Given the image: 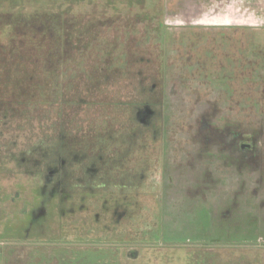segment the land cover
Listing matches in <instances>:
<instances>
[{"label":"rangeland","instance_id":"1","mask_svg":"<svg viewBox=\"0 0 264 264\" xmlns=\"http://www.w3.org/2000/svg\"><path fill=\"white\" fill-rule=\"evenodd\" d=\"M0 264H264V0H0Z\"/></svg>","mask_w":264,"mask_h":264}]
</instances>
